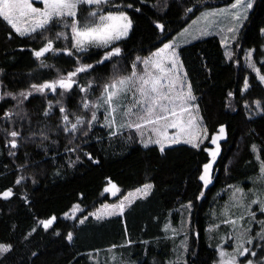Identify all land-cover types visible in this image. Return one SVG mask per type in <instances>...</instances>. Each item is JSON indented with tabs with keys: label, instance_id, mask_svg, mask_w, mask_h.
Instances as JSON below:
<instances>
[{
	"label": "trees",
	"instance_id": "1",
	"mask_svg": "<svg viewBox=\"0 0 264 264\" xmlns=\"http://www.w3.org/2000/svg\"><path fill=\"white\" fill-rule=\"evenodd\" d=\"M233 2L168 0L167 9L160 11L153 5L162 7L163 0H113L122 8L133 5L123 8L133 21V28L117 45L123 50L122 57L79 74L78 84L63 98L64 106L70 112L85 114L79 107L85 95L79 91L80 86L90 80L102 86L113 76L112 64L117 62L122 67L120 74L127 75L137 56L146 57L162 47L165 33L155 27L156 22L165 25L167 39L163 42L167 43L202 10ZM193 5V13L185 14V9ZM135 8L141 11L137 13ZM89 10L87 6L82 7L80 15H86ZM262 28L264 0H254L230 61L217 36L201 38L179 48L181 63L209 134L201 148L180 144L167 147L161 153L157 145L144 147L134 130L110 138L104 123H95L86 137L80 133L75 139L63 132L56 135L54 130L61 116L57 106V100L61 99L59 89L56 93L34 92L24 100L21 108L27 115L23 120L18 118L13 127L2 119L3 113L21 111V108L11 97L0 101V129L14 128L22 133L19 147L10 149L0 131V192L13 189L12 197H0V243L13 245L9 253L0 256V264H104L102 258L113 253H120L129 264H167L178 238L168 231V225L174 227L179 223V208L189 202L192 211L187 264H214L220 238L212 228L225 232L228 227L225 224L216 227L221 223V217L216 215L220 216L227 193H231L229 186L250 189L264 183L258 180L261 162H264V85L244 64L248 49L256 50L257 60L264 56ZM61 29L54 27L45 35L54 37ZM43 43L39 36L21 37L0 18V69L3 70L0 92L27 91L32 83L56 79L78 66L74 57L57 52L41 58L54 67H41L33 51ZM66 46L70 47V43L64 40L54 44L57 49ZM102 56L103 49L92 48L90 59L85 62L95 64ZM245 81L247 90H244ZM100 92L101 88L90 90L88 98L95 100ZM256 101L260 102V108ZM49 102L53 108L46 117L43 113ZM45 125L53 130L49 133L50 140L58 141L55 145L43 142L48 147L47 155L37 147L41 143L40 130ZM221 126L226 129L227 139L220 143L213 159L210 153L216 146L212 137ZM33 133H36L35 139L27 140ZM77 145L76 152L65 150ZM9 151L15 154L9 155ZM210 162L212 180L205 186L199 177L203 174V165ZM21 165L26 167L21 169ZM20 176L25 179L17 185L15 181ZM145 184H152L151 193L132 205L124 217L98 221L88 215L104 203H113ZM110 185L118 187L116 196L106 191ZM77 204L82 209L83 224L64 217ZM52 217H55L53 224L45 229L40 221ZM68 233H72L71 241L67 239Z\"/></svg>",
	"mask_w": 264,
	"mask_h": 264
},
{
	"label": "snow or ice",
	"instance_id": "2",
	"mask_svg": "<svg viewBox=\"0 0 264 264\" xmlns=\"http://www.w3.org/2000/svg\"><path fill=\"white\" fill-rule=\"evenodd\" d=\"M202 0H197L201 3ZM34 3H40L43 7H34ZM254 0H234L227 8H219L211 11H204L192 22L195 27V32L199 36H207L212 34V29H217L218 33H227L221 43L227 46L228 40L237 39L239 29L243 26L244 21L248 19V13L253 8ZM87 6L90 10L86 15L81 16L80 10ZM132 4L124 5L123 8H132ZM164 11L168 7V0H163V6L159 4L153 5ZM193 7L186 8L185 14L193 13ZM121 5L114 4L113 0H0V18L3 19L16 33L21 37L24 36H39L43 41V46L38 50L33 51V55L41 61L40 66L43 68H51L53 65L44 63L41 59L47 53L56 54L61 52L69 57L75 58V63L78 65L73 71H68L66 75H59L58 78L46 80L43 83H32L29 90L20 91L19 93L0 92V101L5 97H11L17 101V107L21 108L23 101L35 93H45L50 90L56 93L60 90V100H57L59 107L60 123L54 130V134L59 135L63 132L67 136L76 138V134L80 133L87 136L95 123L98 120L97 113L101 108L105 109L104 127L109 129V137L121 135L125 128L135 129L141 136V143L144 147L149 144L160 146V151H165L166 144H177L181 138L185 143L192 144L198 147V140L202 135L198 127L199 118L193 115L198 111V106L194 105L196 97L193 95L192 87L187 82V73H181L183 67L180 60V44L177 38L173 37L167 43L163 39H167L165 25L159 22L155 23V27L165 33L161 39L162 47H157L154 52L146 57L137 56L131 64V71L127 75H121L122 67L117 63L112 64L113 76L108 82L102 86L95 84L94 81H89L87 85L80 86L79 91L84 93L80 101L79 107L85 114H77L70 112L64 106L63 98L66 93H69L74 85L78 84L77 77L81 73H87L90 70L94 71L97 65H103L106 62H111L114 59L122 57V48L117 46L125 38L128 37L130 30L133 28V21L129 18L126 11ZM135 12L139 13L140 8H135ZM224 20H230V26L222 27ZM59 27L63 31L56 32L54 37L45 35L52 28ZM264 34V28L261 29ZM179 37H191L197 39V35L193 34L189 28H184L177 34ZM64 40L70 43V47L57 49L54 47L56 41ZM190 42V41H188ZM92 48L103 49V56L95 62L86 63L90 59V51ZM252 51L246 53L248 66L257 72L259 80L264 83V75L260 74V70L256 69L255 64L251 60ZM229 57L231 53H226ZM142 66V67H141ZM3 70L0 69V72ZM60 71L59 69L57 70ZM245 89L248 88V83L245 81ZM95 88H101L100 95L95 100L88 98L90 90L95 91ZM232 93H229L231 96ZM258 108L261 107L260 102L256 101ZM53 105L49 102L48 108L44 111V116H49ZM90 113V117L87 115ZM27 114L21 111L13 112L7 110L3 113L2 119L8 122L15 123L13 117L23 120ZM120 116L118 121L117 116ZM71 117V118H70ZM169 129H176L174 135H169ZM145 130L149 133V139L145 141L143 136ZM5 135L6 146L10 149L19 147V140L22 133L20 131L0 129ZM53 132L50 126L45 125L41 128L39 136L41 143L37 147H41L47 155L48 147L43 145L44 141H50L51 145L58 143L56 140H50L49 133ZM225 132L224 126L219 128L220 136ZM155 136V139H152ZM36 133L27 137V140H34ZM220 137H212V143L216 144ZM71 144L72 141L70 140ZM79 145L76 147L66 148L68 152H76ZM219 148L211 151L213 159L217 156ZM253 151H256V146L253 145ZM15 153L9 151V155ZM87 155V154H86ZM89 158H91L89 156ZM79 159V157H77ZM257 159H260L259 155ZM26 165H21V169ZM211 162L203 165V174L199 177L204 185L211 183L210 175ZM25 179L24 176L17 178L15 183L19 185ZM258 180L264 181V162H261L260 175ZM35 183V181H33ZM151 184H145L142 188H138L136 193L139 196H147ZM232 188V186H229ZM115 188V185H113ZM254 196L251 201H248V193L242 188L236 187L233 189L231 203L225 207V214L228 213L229 207H239L244 209L245 215L238 218H228L222 220L225 225L231 226V233L228 239L233 241L232 251L228 252L223 248H218L219 261L218 264H242L240 258L246 261V264H264V220H256V212L253 211L252 205H258L261 214H264V200L255 195L254 190L250 189ZM201 192V196H203ZM13 196V189L0 192V197L8 199ZM132 194H129V198ZM126 198L119 205L105 206L103 213H94L97 219L102 215H113L123 213L126 203H130V199ZM25 199H27L25 197ZM184 207L191 209L192 204L189 202ZM79 206H74L73 211H78ZM87 219V218H85ZM247 219L248 226H245L242 221ZM55 217L45 221H40L45 229L49 228ZM260 225L259 231L253 232L252 223ZM81 224L84 223L82 219ZM216 227H219L217 225ZM36 229L33 228L32 232ZM58 234V233H57ZM31 235V233H29ZM27 238V237H25ZM67 239L72 240V233L67 234ZM256 241V243H254ZM252 246V247H249ZM115 247V246H113ZM259 248L258 253L255 249ZM13 249V245L0 243V256H4ZM184 251H187L186 245ZM36 255V253H33ZM178 264V262H172ZM187 264V261H184Z\"/></svg>",
	"mask_w": 264,
	"mask_h": 264
},
{
	"label": "rangeland",
	"instance_id": "3",
	"mask_svg": "<svg viewBox=\"0 0 264 264\" xmlns=\"http://www.w3.org/2000/svg\"><path fill=\"white\" fill-rule=\"evenodd\" d=\"M231 5V4H230ZM230 5H227V6H223V7H218V8H210V9H204L202 10L185 28H189V30L191 32H193V34L197 35V39H191V37H179L177 34L174 36L177 38V42L180 44V47L183 46V45H187L189 43H192L198 39H201V38H205V37H209V36H217L220 40H222V38L225 36V35H229L230 34H227L226 32L225 33H218V30L217 29H212V34L211 35H207V36H199L198 33L195 32V27L196 26H193L192 25V22L194 20L197 19V17L200 16V14L204 11H211V10H214V9H219V8H227L229 7ZM34 7H43L42 4L40 3H34L33 5ZM126 11L127 15L129 16L128 12L126 9H123ZM250 12V11H249ZM249 15V13H248ZM130 18V17H129ZM245 22V21H244ZM231 24V21L230 20H224L223 23H222V27H227V26H230ZM244 24V23H243ZM241 29V28H240ZM239 29V31H240ZM64 29H61V31H63ZM183 30V29H182ZM181 30V31H182ZM131 31V30H130ZM180 31V32H181ZM179 32V33H180ZM239 33V32H238ZM130 34V32H129ZM129 36V35H128ZM238 36V34H237ZM190 41V42H188ZM235 42H236V39L235 40H232V39H229L228 40V43H227V46H225L224 44H222L223 46V49H224V53H225V57L228 61H230L232 59V55H233V46L235 45ZM96 49V48H95ZM250 50H254L252 51V55H251V60L252 62L255 64V67L256 69H259L260 70V74L261 75H264V56L260 59H256L255 58V49H248L246 51V53H248ZM179 51V49H178ZM226 53H231V56L229 57L228 55H226ZM246 53H245V56H244V64L247 68L250 69V72H252L253 74H255L257 76V72L254 71L251 67L248 66V62L246 60ZM142 67V66H141ZM181 73H186L185 72V69L184 67H182L180 69ZM258 78V76H257ZM259 79V78H258ZM260 81V80H259ZM188 82V80H187ZM261 82V81H260ZM262 83V82H261ZM264 85V83H262ZM248 89V88H247ZM244 88V90H247ZM58 91V90H57ZM47 92V91H46ZM49 93V91H48ZM194 95V94H193ZM92 100V99H91ZM194 105L197 106L196 104V100L194 101ZM105 109L101 108L100 111L97 113V116H98V120L96 123H104V116H103V113H104ZM87 115H90V113H87ZM193 115H196L198 118H199V122H198V127L200 128L201 130V133L202 135L200 136L199 140H198V143H199V146L198 147H194L192 144H188V143H185L184 142V139L186 138H181L180 142L177 143V144H166L165 146V149L167 147H172V146H176V145H180V144H187L191 147H194V148H201L205 143L206 141L208 140L209 138V134H208V131L204 125V122L199 114V110L194 112ZM117 119L118 121L120 120V116L118 115L117 116ZM13 120L16 122L18 120L17 117H13ZM13 124L15 123H12V122H9L8 125L9 127H13ZM134 130L136 132L135 129H128V128H125L123 130V132H127V131H132ZM176 129H169L168 130V134L169 135H174L176 133ZM219 132H217L216 134H218ZM78 134V133H77ZM76 134V135H77ZM136 134L138 135V138H139V142L141 143V136L139 133L136 132ZM214 134V135H216ZM213 135V137H214ZM143 139L145 141H147L149 139V133L147 130H145V134L143 136ZM152 139H155V136H152ZM143 145V144H142ZM149 145H156V144H149ZM159 148L160 146L157 145ZM152 185V184H151ZM241 188V187H240ZM246 193H248V201H251L254 196L251 192H249L250 189L254 190L255 192V195L256 196H259L260 199L264 200V183H263V186H256V187H253V188H250V189H244L242 188ZM137 190V189H136ZM136 190H131L129 192H127V194H125L123 197H121L120 199H118L117 201L113 202V203H104L103 205H101L99 208H97L96 210L92 211L91 213H89L88 215H90L92 217V219L94 218L95 220H98V221H103V220H110V219H113V218H116V217H124L125 215V212L132 206L134 205L138 200L140 199H144L146 198L152 191V188L150 189L149 193L147 196H139L137 193H136ZM106 191L111 195V196H116L118 193H119V189L118 187L115 185V188H113V185H110L106 188ZM232 192H233V187L231 189V193H227V198L224 200V208L223 210H221L220 212V216L216 215V217H221V223H218V225H222V220L228 218V216H231L232 218H238L239 216L241 215H245V211L244 209L242 208H239V207H229L228 208V213L227 215L225 214V207L230 205L231 203V197H232ZM132 194V196L129 198V194ZM126 198H129L130 199V203H126V207L124 208V211L123 213H116V214H113V215H102L100 219H97L96 215H92L94 213H103L104 212V209H105V206H115V205H119L121 203V201H125ZM78 205V204H77ZM187 205V204H186ZM76 206V205H75ZM79 206V210L78 211H73L74 207L64 215L65 218L69 219V220H84V218H80L81 216V206ZM185 206V205H184ZM182 206L181 208H179V211H180V216H179V223L178 224H174V227L170 225H168V231L171 232V234H174L176 236H178L177 238V241H176V246L174 248V252H173V256L171 258V260L167 263V264H172V262H184L186 261V256H187V251L185 252L184 251V246L186 245L187 249H188V234H189V230H190V226H191V211H192V207L191 209H188L187 207H184ZM252 209L253 211L256 212V220L259 221V220H264V214H261V212L259 211V206L258 205H252ZM87 215V216H88ZM172 218V216H171ZM173 219V218H172ZM219 219V218H217ZM79 221V222H80ZM219 222V220H217ZM242 223L245 225V226H248V221L247 219H245L244 221H242ZM228 226L226 231H220L218 228H212V232L213 231H216L218 233V236L220 238V241H219V245L217 247V259L215 261L214 264H218V261H219V251H218V248H223L224 250L228 251V252H231L232 251V247H233V244L234 242L229 240L228 239V236L229 234L231 233V226L229 225H226ZM252 229H253V232L255 231H259L260 229V225L258 223H255L253 222L252 225H251ZM214 229V230H213ZM211 232V233H212ZM254 243H256V241H254ZM249 247H252V246H249ZM258 253L260 252V249L257 248L255 249ZM104 259L103 263L104 264H129V262L125 259H123V257L120 255V253H113L111 255H108L107 258H102V260ZM240 261L242 262V264H246V261L243 260V258H240Z\"/></svg>",
	"mask_w": 264,
	"mask_h": 264
},
{
	"label": "water",
	"instance_id": "4",
	"mask_svg": "<svg viewBox=\"0 0 264 264\" xmlns=\"http://www.w3.org/2000/svg\"><path fill=\"white\" fill-rule=\"evenodd\" d=\"M225 128V127H224ZM214 136H217V137H220L218 140H217V142H216V144H215V150L217 149V146H218V148H219V146H220V143L222 142V141H225L226 139H227V134H226V129H225V132H224V134H223V136H220V133H218V134H216V135H214Z\"/></svg>",
	"mask_w": 264,
	"mask_h": 264
},
{
	"label": "crops",
	"instance_id": "5",
	"mask_svg": "<svg viewBox=\"0 0 264 264\" xmlns=\"http://www.w3.org/2000/svg\"><path fill=\"white\" fill-rule=\"evenodd\" d=\"M108 129V128H107ZM109 130V129H108Z\"/></svg>",
	"mask_w": 264,
	"mask_h": 264
}]
</instances>
